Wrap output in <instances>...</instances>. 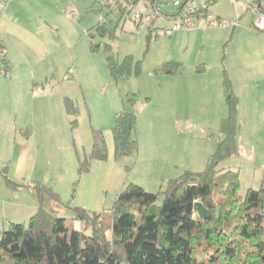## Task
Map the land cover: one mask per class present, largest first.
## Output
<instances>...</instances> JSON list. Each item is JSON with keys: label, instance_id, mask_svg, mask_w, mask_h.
Instances as JSON below:
<instances>
[{"label": "rangeland", "instance_id": "1", "mask_svg": "<svg viewBox=\"0 0 264 264\" xmlns=\"http://www.w3.org/2000/svg\"><path fill=\"white\" fill-rule=\"evenodd\" d=\"M92 1L52 0L61 13L60 45L71 56L65 70L70 79L65 80L72 84L71 98L78 107L75 128H70L71 117L68 116L63 127L58 129V136L29 139L23 179L10 172L9 161H13L15 153L12 156L10 151L5 152L3 159L8 163L0 166H7V174L17 183L39 180L51 188L62 185L58 186L61 192L53 188L59 194L56 214L61 217L72 216L75 206L96 212L107 211L117 193L130 182L148 192H163L166 180H158L152 188H144L140 184L142 180L135 177L134 170L139 168L138 164L151 145L157 148L186 145L187 152L182 160L185 164L180 166L181 172L177 176L184 170H203L217 143L218 124L208 114L219 108L214 83L221 71L223 76L226 73L230 79H236L237 88L240 87L243 95L264 97V34L258 33L263 36L258 40L241 29L242 26L252 28V18L244 13L243 8L247 0H196L198 7H207V16H191L194 25L190 30L201 26L205 30L179 38H175L179 31L170 36L162 32L163 26L171 25L172 18L166 21L165 17H157L149 30L143 23L137 26L131 11H124L121 15L118 11L108 13L105 21H111L115 26V37H101L93 27L99 22L100 15L104 16L110 8L103 7L101 14L88 11ZM172 1L155 0L158 8L168 15L176 12ZM135 4L139 10H149L150 4L143 0H137ZM223 21L225 27L220 26ZM233 28L236 30L234 34ZM68 29L76 32L70 34ZM92 44L98 47L92 50ZM106 44L111 46L118 61L131 55L133 62L129 72L117 77L110 75L105 65ZM167 60L181 63L177 73L169 75L156 71ZM201 63L208 67L202 73ZM132 94L136 95L138 149L134 154L115 158L111 132L114 112L111 108L116 105L118 111ZM219 98L226 114L224 91ZM238 119L240 132L247 136L244 140L239 138L242 153L234 157L240 169L235 170L240 180L238 195L242 197L247 188L257 189L260 185L264 174V144L259 142L260 148L252 152V146L256 147L249 137L252 126L246 116L243 120ZM93 128L104 134L107 158L104 161L91 160L89 170L79 174L77 159L90 153ZM11 146L14 147L11 142L6 144V147ZM225 164L224 160L218 168L228 169ZM61 172L65 176L58 182ZM37 205V198L30 188L8 187L0 172V228H7L10 222L26 224Z\"/></svg>", "mask_w": 264, "mask_h": 264}, {"label": "trees", "instance_id": "2", "mask_svg": "<svg viewBox=\"0 0 264 264\" xmlns=\"http://www.w3.org/2000/svg\"><path fill=\"white\" fill-rule=\"evenodd\" d=\"M143 1L149 7L157 6L155 0ZM103 9L94 1L88 11L101 14ZM113 11L121 15L124 9L120 5L110 8L99 19L93 27L99 36L115 37V26L105 21ZM195 16L206 17L207 7H197ZM105 53L111 76L129 72L131 55L118 61L109 44ZM180 66L177 60H167L156 71L172 75ZM223 87L227 114L218 123L215 150L203 170H184L167 180L163 192H148L130 182L107 211L75 206L72 216L61 217L56 214L58 192L39 180L14 182L7 166L0 167L8 187L30 188L38 201L26 224L10 222L7 228H0V264H264V174L257 189L247 188L240 197L238 171L218 168L238 150V99L226 73ZM63 104L74 129L78 107L67 96ZM135 104L136 95L132 94L114 113L111 132L115 158L137 152ZM91 134L90 153L78 158L79 174L89 170L91 160L107 158L103 132L93 128ZM196 201L206 208L205 218L197 215ZM74 221H79L82 229H76Z\"/></svg>", "mask_w": 264, "mask_h": 264}, {"label": "crops", "instance_id": "3", "mask_svg": "<svg viewBox=\"0 0 264 264\" xmlns=\"http://www.w3.org/2000/svg\"><path fill=\"white\" fill-rule=\"evenodd\" d=\"M93 4L92 1L87 9ZM60 14V11L52 4V0H10L0 21V43L4 48L11 71L9 77H0V166L8 163L3 159L5 152L10 151L12 156L15 153L13 161L11 159L9 161L10 172L22 179L23 170L26 168L28 140L34 137L42 139L58 136V129L63 127L65 117L67 119L69 116L64 108L63 98L65 96L72 97V84L69 82L70 80H65V78L70 79L66 77L65 70L71 56L60 45ZM197 17L201 18V16ZM167 19L169 18H166V21ZM201 28L202 26L191 30L190 28L189 30L182 29L183 34L182 31L177 30L179 34L175 38L205 30V27ZM241 29L246 35H252L258 40L263 39V36L249 26H242ZM68 31L70 34L72 31L76 32L75 29H68ZM235 31L233 28L232 34ZM199 66H201V73L208 68L205 63H201ZM216 79L214 89L219 95V108L214 109L208 115L218 124L220 119L227 114V109L225 114L224 104H221L219 98L224 91L222 71ZM201 80H203L202 76ZM230 80L233 92L238 99L236 110L238 150L225 160V168L240 170L234 157H238L242 153L239 138L244 140L247 136L244 132H240L241 124L238 118L241 117L243 120L246 116L252 126L249 136L252 140L251 143L256 145V147L252 146V152L259 149V142L264 144V97L243 95L240 87L237 88L236 79L232 77ZM243 82H246L245 78H243ZM204 87L203 89L206 88ZM202 93L204 92L202 91ZM117 109L118 107L113 105L111 112L115 113ZM10 142L14 144V147H6V144ZM186 152L187 148L183 143L164 148L151 145L141 163L138 164L139 168H135V177L142 180L140 184L144 188L150 186L152 188L158 180L167 181L181 172L180 166L185 164L182 163V160ZM255 175L256 171L254 170V178ZM64 176L65 174L61 172L58 182H61ZM58 186L62 185L53 188L61 192ZM74 227L82 229L83 225L79 221H74Z\"/></svg>", "mask_w": 264, "mask_h": 264}, {"label": "built area", "instance_id": "4", "mask_svg": "<svg viewBox=\"0 0 264 264\" xmlns=\"http://www.w3.org/2000/svg\"><path fill=\"white\" fill-rule=\"evenodd\" d=\"M10 0H0V21L6 9L7 3ZM96 4L101 7L114 8L118 5L123 7L124 11L132 12L133 20L137 26L145 24L149 30L152 29L154 20L157 17L172 18V23L169 27H164L162 32L169 36L174 31L189 29L193 26L190 20L191 16H195L197 9L196 0H173L172 4L176 7V12L173 16L163 13L156 5L149 7V10H139L135 2L131 0H95ZM244 13L252 18V29L257 33L264 34V0H247L244 3ZM103 15H100V19ZM178 18V19H176ZM220 26L225 27L226 22H221ZM139 33V30L137 31ZM11 74L8 61L5 57V51L0 43V77H9Z\"/></svg>", "mask_w": 264, "mask_h": 264}, {"label": "water", "instance_id": "5", "mask_svg": "<svg viewBox=\"0 0 264 264\" xmlns=\"http://www.w3.org/2000/svg\"><path fill=\"white\" fill-rule=\"evenodd\" d=\"M97 46V45H96ZM195 210L197 212V215L200 217V218H205L206 215H207V210L206 208L202 205V203L200 201H196L195 204Z\"/></svg>", "mask_w": 264, "mask_h": 264}]
</instances>
